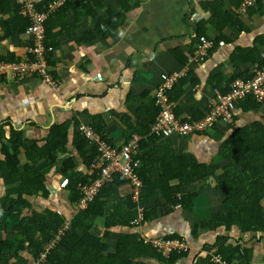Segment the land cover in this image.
Segmentation results:
<instances>
[{"label":"crops","instance_id":"0c3cea01","mask_svg":"<svg viewBox=\"0 0 264 264\" xmlns=\"http://www.w3.org/2000/svg\"><path fill=\"white\" fill-rule=\"evenodd\" d=\"M44 1L47 0H34L36 6ZM241 1L132 0L133 7L123 11L115 0H69L55 8L48 16L47 43L53 48L49 66L56 88L35 77L20 81L0 77V123H7L3 129L6 138L10 124L22 132L26 146L37 143L41 147L52 125H69L67 143L53 152L54 162L50 164L41 160L36 164L48 195L25 196L30 209L36 212L59 211L66 221L74 217L75 204L70 202L67 186L61 187L60 184L66 178L65 172L88 175V169L73 144L76 132L80 133V124L97 120L101 125L100 133L106 140L120 146L129 135L128 125L135 129L139 123H148L161 74L184 73L180 80L185 82L179 87L182 94L175 102L181 115L185 116L207 110L216 92H219L213 87L216 82L223 89L231 77L249 74L257 68V65L245 63L242 59L231 61L237 49L257 48L261 58H264V0L246 8L240 6ZM23 2L0 0L1 60H24L27 56L30 36L26 30L20 32L24 25L22 17L25 18L21 11ZM212 11L223 18L229 14L239 22L240 27L224 25L216 22L217 19L212 21ZM110 13L124 14V21L104 35L106 29L98 32L96 25L100 19L107 20ZM200 31L213 41L214 47L202 62H190L189 56L195 46L193 40ZM218 41H222L223 45H218ZM178 57L185 59V63L182 64ZM213 76L218 80L212 79ZM235 118L234 126L218 123L205 134L171 136L166 141L178 154L194 156L199 163L219 162L217 150L231 129L257 119L264 120V115L262 107L250 110L238 105ZM90 149L86 147L88 154ZM68 157L73 159L74 167L61 171V163ZM3 159L0 143V160ZM18 161V173H22L23 166L30 164L23 148L18 154ZM156 175L154 170L152 176ZM16 186L17 183L5 186L0 174V198L7 189ZM189 189L200 190L193 200L191 211L176 208L167 214L158 206V216L146 223H134L132 228L113 227L109 229L112 237L106 242L108 251H114L117 235L121 233H136L145 240L177 235L179 238L169 239L172 246L180 248L183 245L188 256L174 264H192L197 254L205 255L203 246L212 245L216 234H220L227 235L229 243L242 238V246L251 251L250 260L239 264H263L264 237L259 234H241L238 228L225 232L221 228L216 233L200 230L196 238L192 237V225L196 220H208L214 213L224 212L225 209L223 194L214 188L212 179L198 181ZM129 195L130 187L126 183L115 187L109 199L117 200ZM157 201L164 203L159 196L153 197L146 206L140 207L141 215L144 209L155 208ZM168 254L164 253V256ZM143 261L146 264H161L148 258ZM33 263L30 261V264Z\"/></svg>","mask_w":264,"mask_h":264},{"label":"trees","instance_id":"16d2710c","mask_svg":"<svg viewBox=\"0 0 264 264\" xmlns=\"http://www.w3.org/2000/svg\"><path fill=\"white\" fill-rule=\"evenodd\" d=\"M49 1L40 3L36 6L37 9L44 10ZM115 1L123 11H128L133 7L132 0ZM48 19L47 17L44 24L46 41L49 31ZM211 19L212 21L217 19L216 22H222L224 25L240 27L239 22L229 14L223 18L212 11ZM22 20L24 25L20 32L26 30L29 25L26 18L22 17ZM123 21L124 14L110 13L107 20L100 19L98 21L96 30L101 32L106 29L104 33L106 35L121 25ZM199 33L197 36H204L203 31ZM174 55L177 57V53ZM241 59L245 63L264 67V58H261L257 48L237 49L231 56V61L235 62ZM178 60L182 64L185 63L183 58L178 57ZM245 76L247 74L241 73L231 77L223 89L217 82L213 87L221 94H225L233 79ZM212 79L218 80L215 76ZM184 82V80H180L169 93L170 98L174 101L178 98L177 96L182 94L179 87ZM151 104L152 110L149 112L147 124L139 123L135 129L132 126H127L129 135L126 140L133 134L143 137L140 141V166L137 169L143 185L138 201L133 202L131 197L127 196L119 198L113 203L109 202L114 188L126 184L121 177H116L111 185L101 189L96 198L84 210L78 211L74 215L60 239L47 251L45 246L63 229L66 219L52 210L32 211L29 201L24 197L33 195L47 197L48 191L41 180L36 164L41 160L50 164L54 162L53 152L67 143L69 125L67 126V123L52 125L43 146L39 147L37 143H33L28 147L23 141L20 130H16L9 124V136L6 138L3 129L7 123H0L1 153L4 158L0 160L1 179L5 186L10 187L17 183L16 187L7 189L5 195L0 198V264H30V261L35 263L42 254H45V258L40 264H146L143 259L147 258L161 264H174L180 259L186 258L188 252L173 249L166 257L151 243V240H145L136 233L118 234L115 249L113 252H109L106 244V241L112 237L109 229L116 226L132 228L138 217L136 208L146 206L149 200L155 196H159V199L164 203L157 201L156 207L152 210L144 209L141 224L158 216V206H161L167 214L175 209L174 206L182 211H191L193 200L200 190L195 191L189 188L205 178L212 179L214 188L223 194L225 211L214 213L208 220H196L192 225V237L196 238L200 230L216 233L221 228L225 232H229L232 228H238L241 234H259L264 237V207L262 206L264 200V120L257 119L248 124L233 127L219 145L217 150L219 162L199 163L194 156L178 154L166 141L167 138L148 136L150 125L158 112L154 100ZM238 105L250 110L262 107L264 115V103L255 101L251 95L241 100ZM175 111L178 116L181 115L178 105ZM203 114L204 112H196L195 115L188 114V116L196 119ZM183 120L187 119L183 118ZM235 120L236 118L233 123L227 125L234 126ZM91 123L97 132L101 131V125L97 120L92 119ZM3 141H6L7 144ZM73 144L88 169L96 152L90 149L89 154L87 153L86 147L89 145L80 133L76 132ZM21 148L25 150L26 158L30 164L24 165L23 172L18 173V154ZM154 170L157 171L156 177L152 176ZM64 176L68 179L67 190L70 202L76 204L80 197L77 186L88 183L93 176L83 175L79 172H65ZM25 213H27L26 216ZM99 218L104 219L105 232L101 237L91 232L90 225V222L92 224ZM163 238L169 240L179 237L168 235ZM241 241L242 238L229 243L227 235L216 234L212 245L203 246L205 255L197 254L193 258L192 264H214L211 260L214 250L223 259L235 264L247 262L250 260L251 251L242 246ZM24 253L27 255L25 256Z\"/></svg>","mask_w":264,"mask_h":264},{"label":"built area","instance_id":"2783aa9c","mask_svg":"<svg viewBox=\"0 0 264 264\" xmlns=\"http://www.w3.org/2000/svg\"><path fill=\"white\" fill-rule=\"evenodd\" d=\"M68 1L54 0L44 10L39 11L34 0H24L21 11L29 22L26 32L30 36L31 42L27 49V56L24 60L6 61L0 59V77H11L19 81L35 77L40 82L56 88V82L49 66L50 54L53 48L46 41L44 24L55 8L64 5ZM257 1L242 0L240 6L246 8ZM193 41L195 46L193 54L189 56V61L202 62L204 57L207 56V52L214 47V43L201 35L195 36ZM218 45H223V42L218 41ZM183 76L184 73L181 72L164 73L159 76V84L154 91V104L157 106L158 112L150 125L148 136L169 138L171 136L187 137L207 133L213 130V127L218 123H233L237 104L249 95L255 101L264 103V67H257L247 76L233 79L229 84V90L225 94L216 92L201 117L193 119L188 115L178 116L175 111L177 104L170 98L169 93ZM183 118L187 120H183ZM78 129L96 154L88 168V174L93 178L88 183L77 186L80 197L75 204L74 214L84 210L96 198L101 189L111 185L118 176L129 185V196L133 202H137L143 185L137 173L140 166V141L143 137L133 134L123 144L116 146L106 140L90 123H82L78 126ZM67 184L68 179L65 178L60 186L66 187ZM140 207L136 208L138 217L134 223H139L142 220V209ZM173 208L178 207L174 206ZM56 213L61 216L59 211ZM68 223L69 221H66L63 229L45 246L46 251L60 239L64 230L68 228ZM151 243L163 254L169 253L173 249L186 251L183 245L176 248L172 246L170 240H165L163 237L153 238ZM44 258L45 254H42L39 259L40 262H43ZM211 260L214 264H235L223 259L215 252L211 255Z\"/></svg>","mask_w":264,"mask_h":264},{"label":"rangeland","instance_id":"374dc122","mask_svg":"<svg viewBox=\"0 0 264 264\" xmlns=\"http://www.w3.org/2000/svg\"><path fill=\"white\" fill-rule=\"evenodd\" d=\"M112 198H114V196L112 197ZM116 198V197H115ZM109 202H115V199H111V201H110V199H109ZM25 216L27 215V213L26 214H24ZM103 224H104V219L103 218H99V219H96L95 221H94V223H92L91 224V222H90V225H91V232L92 233H94V234H96V235H98V236H102L103 235V233L105 232V230H103ZM99 225L101 226L100 228H99ZM113 229V228H112ZM112 229H110V230H112ZM98 231V232H97ZM117 234V233H116ZM107 242V241H106ZM33 264H40V260L39 261H37V262H35V263H33Z\"/></svg>","mask_w":264,"mask_h":264},{"label":"water","instance_id":"95a60500","mask_svg":"<svg viewBox=\"0 0 264 264\" xmlns=\"http://www.w3.org/2000/svg\"><path fill=\"white\" fill-rule=\"evenodd\" d=\"M74 167V161L71 157L65 158L61 163V171H66Z\"/></svg>","mask_w":264,"mask_h":264}]
</instances>
